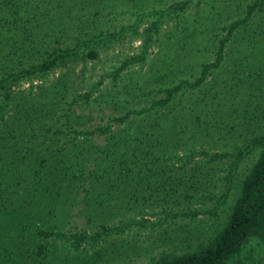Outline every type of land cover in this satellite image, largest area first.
Returning a JSON list of instances; mask_svg holds the SVG:
<instances>
[{
    "label": "rangeland",
    "instance_id": "rangeland-1",
    "mask_svg": "<svg viewBox=\"0 0 264 264\" xmlns=\"http://www.w3.org/2000/svg\"><path fill=\"white\" fill-rule=\"evenodd\" d=\"M26 1L16 25L6 23L0 10V74L77 38L115 32L96 59L45 77L47 84L64 77L68 93L92 90L88 104L75 106L77 121L92 126L148 106L162 87L193 80L202 62L214 60L224 27L253 0H191L162 17L158 11L182 0ZM136 13L142 14L139 22ZM151 21H159V30L146 43L144 28ZM140 54L143 60L112 79L122 60ZM181 108L187 115L178 117L175 133L157 149L163 158L153 175L144 167L109 193L70 203L39 224L64 236L42 237L34 224L25 230L22 218L0 215V264H155L162 255L208 245L225 226L256 158L257 150L246 152L247 145L264 132V5L233 31L220 66L175 101L172 111ZM214 153L224 156L209 160ZM96 231L102 232L97 241L72 245V235Z\"/></svg>",
    "mask_w": 264,
    "mask_h": 264
},
{
    "label": "trees",
    "instance_id": "trees-1",
    "mask_svg": "<svg viewBox=\"0 0 264 264\" xmlns=\"http://www.w3.org/2000/svg\"><path fill=\"white\" fill-rule=\"evenodd\" d=\"M190 1L174 2L158 12L162 17L183 10ZM26 4V0H0L5 22L16 25L21 14H25ZM263 5L264 0L247 3L244 15L224 27L226 32L218 40L214 60L202 62L193 80L182 78L160 88L162 95L153 98L148 106L128 108L110 117L106 124L87 126L77 121L75 106L89 103L90 88L68 93L64 77L60 75L50 84L45 77L56 68L71 70L78 61L96 59L99 50L116 36L115 32L101 31L77 38L73 45L53 47L27 67L1 73L0 215L22 218L25 224L21 227L25 230L34 224L42 237L64 236L42 229L39 224L70 203H86L91 197L109 193L110 188L135 178L144 167L153 175L156 162L163 158L156 154L157 149L175 133L178 117L187 115L183 108L173 113L174 102L201 85L209 71L220 66L233 31L246 24ZM136 14L139 22L142 14ZM158 24L159 21H151L144 28L146 43L158 32ZM143 54L122 60L111 72L112 79L116 81L128 66L143 60ZM25 83L27 87L23 86ZM164 123L168 126L164 127ZM246 150H257V155L241 180L225 226L208 245L196 251L162 255L155 264H264V132L252 138ZM223 156L214 153L208 159ZM101 235L100 231L74 234L71 243L79 248L82 242H95Z\"/></svg>",
    "mask_w": 264,
    "mask_h": 264
}]
</instances>
